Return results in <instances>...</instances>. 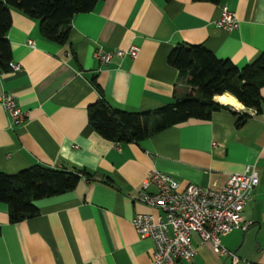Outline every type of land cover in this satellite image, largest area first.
<instances>
[{"label": "crops", "instance_id": "1", "mask_svg": "<svg viewBox=\"0 0 264 264\" xmlns=\"http://www.w3.org/2000/svg\"><path fill=\"white\" fill-rule=\"evenodd\" d=\"M234 13L238 27L215 25L221 8ZM10 64L0 72V92L9 93L24 112L10 125L0 106V171L13 173L32 164L83 170L69 191L35 201L37 214L9 223L0 202V264H151L152 245L130 219L149 208L133 200L150 168L180 184L220 187L227 174L245 165L257 168L258 184L245 201L244 229L220 236L236 264H264V103L260 113L232 95L208 119L189 118L138 142H112L88 124L86 106L102 97L127 111L156 108L182 96L187 87L166 56L178 42L201 44L236 66L264 52V0H98L74 14L64 43L40 36L37 20L10 9L6 31ZM31 40L32 44L27 41ZM128 43L139 50L99 65L93 56ZM264 99V85L259 89ZM248 117L239 127V113ZM147 191L153 189L147 187ZM194 256L178 264H220L208 243L192 236Z\"/></svg>", "mask_w": 264, "mask_h": 264}, {"label": "trees", "instance_id": "2", "mask_svg": "<svg viewBox=\"0 0 264 264\" xmlns=\"http://www.w3.org/2000/svg\"><path fill=\"white\" fill-rule=\"evenodd\" d=\"M98 0H0V72L10 71V47L6 31L10 9L15 8L37 20L41 37L57 44L65 42L74 14L88 12ZM218 4L222 0H193ZM167 63L176 69L187 91L156 108L127 111L112 107L102 97L94 77L90 83L97 98L86 106V118L92 129L112 142H138L166 127L189 118L208 119L212 112L227 108L213 100L228 93L244 108L260 113L264 99L259 89L264 85V52L236 66L228 58H218L201 44L178 42L167 53ZM217 99L230 100L225 95ZM231 101V100H230ZM247 113H239L234 126L239 127ZM83 170L57 169L32 164L13 173L0 171V202L6 205L7 221L15 223L37 214L35 201L71 190Z\"/></svg>", "mask_w": 264, "mask_h": 264}, {"label": "built area", "instance_id": "3", "mask_svg": "<svg viewBox=\"0 0 264 264\" xmlns=\"http://www.w3.org/2000/svg\"><path fill=\"white\" fill-rule=\"evenodd\" d=\"M214 23L226 32L238 27L234 13L224 7ZM27 43L32 44V41ZM138 50L131 43L112 50L97 46L93 56L99 65H105L113 58L134 59ZM9 66L11 71L18 70L17 64ZM0 106L10 125H17L24 119V112L9 93L0 92ZM257 184L258 171L251 164L245 165L241 172L227 174L220 187L182 185L171 175L150 168L133 198L150 211L135 212L130 223L140 237L151 241V264H178L192 259L195 253L192 236L200 243H208L216 255L223 257L220 264H236V256L220 243V236L248 226L241 211ZM150 185L151 192L146 190Z\"/></svg>", "mask_w": 264, "mask_h": 264}, {"label": "water", "instance_id": "4", "mask_svg": "<svg viewBox=\"0 0 264 264\" xmlns=\"http://www.w3.org/2000/svg\"><path fill=\"white\" fill-rule=\"evenodd\" d=\"M233 253V252H232Z\"/></svg>", "mask_w": 264, "mask_h": 264}]
</instances>
